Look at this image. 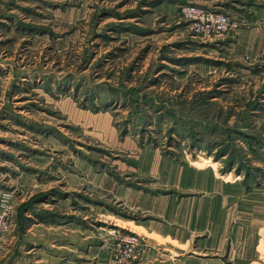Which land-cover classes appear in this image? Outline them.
<instances>
[{"label": "rangeland", "instance_id": "rangeland-1", "mask_svg": "<svg viewBox=\"0 0 264 264\" xmlns=\"http://www.w3.org/2000/svg\"><path fill=\"white\" fill-rule=\"evenodd\" d=\"M184 3L0 0V264H264L259 23Z\"/></svg>", "mask_w": 264, "mask_h": 264}, {"label": "built area", "instance_id": "built-area-1", "mask_svg": "<svg viewBox=\"0 0 264 264\" xmlns=\"http://www.w3.org/2000/svg\"><path fill=\"white\" fill-rule=\"evenodd\" d=\"M182 14L190 24V29L205 37H216L226 32L229 27V17L226 13L198 3H184L181 5ZM5 210L0 216V233L4 230L5 218L11 208L9 196L2 194Z\"/></svg>", "mask_w": 264, "mask_h": 264}, {"label": "crops", "instance_id": "crops-1", "mask_svg": "<svg viewBox=\"0 0 264 264\" xmlns=\"http://www.w3.org/2000/svg\"><path fill=\"white\" fill-rule=\"evenodd\" d=\"M173 1L176 5H178V3H180V2L181 3L194 2V3L206 5L210 8L217 9V10H234L237 8H242V7L247 6V7L243 8L244 15L245 16L251 15V17H254L255 20L257 18V23H259V24H257V35H256V37H253L251 35L249 38L250 42H252L253 39L255 42L257 41V55L258 54L259 55L264 54V25H262V23H260V21H259L260 19H264V0H173ZM252 8H255V10H251ZM241 36L249 37L248 33H246V34L243 33ZM227 39H229V38L227 37ZM226 40L222 39V40H220V42L227 44L225 42ZM241 41H242V37H239L237 44ZM195 167L200 168L199 166H195ZM127 186L138 188L137 186H133L130 183H127ZM142 189L144 191L149 192L148 191L149 188H142Z\"/></svg>", "mask_w": 264, "mask_h": 264}]
</instances>
